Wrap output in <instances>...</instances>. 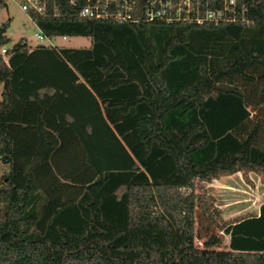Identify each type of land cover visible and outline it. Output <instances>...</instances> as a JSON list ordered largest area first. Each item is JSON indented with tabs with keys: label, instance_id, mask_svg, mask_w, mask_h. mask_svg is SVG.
I'll use <instances>...</instances> for the list:
<instances>
[{
	"label": "trees",
	"instance_id": "trees-1",
	"mask_svg": "<svg viewBox=\"0 0 264 264\" xmlns=\"http://www.w3.org/2000/svg\"><path fill=\"white\" fill-rule=\"evenodd\" d=\"M237 9L218 25L86 19L66 0L28 13L89 45L19 39L0 57V264H264V201L224 221L195 189L264 173V0ZM49 50L58 64L27 76Z\"/></svg>",
	"mask_w": 264,
	"mask_h": 264
},
{
	"label": "rangeland",
	"instance_id": "rangeland-1",
	"mask_svg": "<svg viewBox=\"0 0 264 264\" xmlns=\"http://www.w3.org/2000/svg\"><path fill=\"white\" fill-rule=\"evenodd\" d=\"M10 18V25L6 31L11 47L19 39H25L30 49L40 46L48 47L47 41L40 42L34 37L37 27L26 12L21 10L16 0H5L0 3V23ZM57 44L64 47H87L89 38L84 36H67L57 38ZM56 52H36L31 59L25 61L24 73L36 77L45 76L55 64H58ZM47 71V72H46ZM2 85L0 84V98ZM94 135L98 142V150L113 157L114 153H121L119 142L112 129L105 122L97 124ZM108 151V152H107ZM112 155V156H111ZM123 158V157H122ZM5 166H0V171ZM196 191L219 210V216L224 221H231L237 217L255 213L260 203L264 201V173L234 172L219 175L207 182H196ZM224 240L225 237H224Z\"/></svg>",
	"mask_w": 264,
	"mask_h": 264
},
{
	"label": "built area",
	"instance_id": "built-area-1",
	"mask_svg": "<svg viewBox=\"0 0 264 264\" xmlns=\"http://www.w3.org/2000/svg\"><path fill=\"white\" fill-rule=\"evenodd\" d=\"M5 0H0L4 3ZM21 10L28 13L45 11L46 0H16ZM78 11V15L86 19L111 20L118 23H171L186 21L212 23L218 25L223 22L237 20V0H66ZM241 15L244 7L241 4ZM31 19V18H30ZM243 19V18H241ZM32 21V20H31ZM33 22V21H32ZM34 24V23H33ZM35 25V24H34ZM34 37L47 41L48 46L56 48L57 38L48 37L39 28ZM65 38L66 36H61ZM11 47L0 45V57L5 61Z\"/></svg>",
	"mask_w": 264,
	"mask_h": 264
},
{
	"label": "crops",
	"instance_id": "crops-1",
	"mask_svg": "<svg viewBox=\"0 0 264 264\" xmlns=\"http://www.w3.org/2000/svg\"><path fill=\"white\" fill-rule=\"evenodd\" d=\"M261 204V203H260ZM260 204H259V206H260ZM259 206H258V208H257V211L255 212V213H251V214H257L258 213V209H259ZM248 215V214H247ZM238 218V217H237ZM236 219V218H235ZM234 220V219H233Z\"/></svg>",
	"mask_w": 264,
	"mask_h": 264
}]
</instances>
